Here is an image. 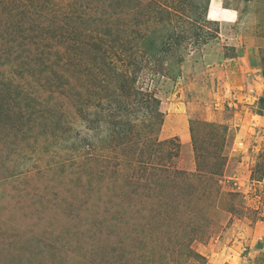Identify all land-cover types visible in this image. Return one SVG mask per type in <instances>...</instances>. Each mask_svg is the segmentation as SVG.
Segmentation results:
<instances>
[{"label":"rangeland","instance_id":"374dc122","mask_svg":"<svg viewBox=\"0 0 264 264\" xmlns=\"http://www.w3.org/2000/svg\"><path fill=\"white\" fill-rule=\"evenodd\" d=\"M261 99L264 0H0V264H264Z\"/></svg>","mask_w":264,"mask_h":264},{"label":"crops","instance_id":"0c3cea01","mask_svg":"<svg viewBox=\"0 0 264 264\" xmlns=\"http://www.w3.org/2000/svg\"><path fill=\"white\" fill-rule=\"evenodd\" d=\"M251 71H255V72L258 71V73H259V69L255 68L254 66H252L251 68H250V67L247 68L245 72H251ZM258 73H256V75H255V76H257V77L254 76V78H257V79H258V78H259V79L262 78L261 74H258ZM251 74H252V73H251ZM260 101L264 103V100L261 99Z\"/></svg>","mask_w":264,"mask_h":264}]
</instances>
